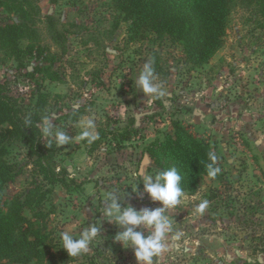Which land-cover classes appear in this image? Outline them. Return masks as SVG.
<instances>
[{"label": "rangeland", "instance_id": "rangeland-1", "mask_svg": "<svg viewBox=\"0 0 264 264\" xmlns=\"http://www.w3.org/2000/svg\"><path fill=\"white\" fill-rule=\"evenodd\" d=\"M18 2L2 3L0 25L19 24L23 57L11 58L0 41V82L21 115L37 107L41 121L49 117L73 138L70 145L51 143L53 168L66 184L43 183L47 243L59 264H91L92 257L96 264H136L133 251L114 241L122 229L103 220L99 200L125 190L124 203L136 210L159 206L130 187L139 182L134 173L163 169L150 152L173 135L175 122L216 145L225 176H203L194 194L184 192L167 211L173 230L153 264H264V0L233 8L222 46L201 66L167 35L131 40L129 22L112 0ZM149 60L163 96L146 97L135 83ZM85 120L104 133L97 142L78 139ZM8 151L16 176L6 197H23L36 178L34 158L21 140ZM97 220L99 242L68 257L60 233L78 236Z\"/></svg>", "mask_w": 264, "mask_h": 264}, {"label": "trees", "instance_id": "trees-1", "mask_svg": "<svg viewBox=\"0 0 264 264\" xmlns=\"http://www.w3.org/2000/svg\"><path fill=\"white\" fill-rule=\"evenodd\" d=\"M6 1L0 0V6ZM112 1L129 22L127 32L131 40H143L149 34L167 35L182 45L190 63L201 66L222 46L233 8L251 0ZM19 30V24L14 22L0 25V41L4 51L17 62H21L23 57ZM38 110L36 107L33 114L21 115L17 103L0 82V264H30L32 260L39 264H59L47 243L44 204L49 190L43 189V183L55 185L66 182L53 168L52 145L48 140L42 141ZM77 116L75 114L74 118ZM128 133L124 131L123 142L129 139ZM103 135V132L99 133V137ZM17 140L25 142L28 154L34 158L36 178L23 197L7 198L6 186L16 176L15 165L8 157V146ZM151 151L160 168L177 169L182 177L181 187L187 194L196 192L198 181L203 176L217 181L225 176L216 145L195 137L179 122L174 123L173 135L159 142V151ZM210 151L218 156L215 166L220 168V172L215 178L207 175L205 167L210 162ZM25 210H29L30 216L25 215ZM91 264H96L94 257Z\"/></svg>", "mask_w": 264, "mask_h": 264}, {"label": "clouds", "instance_id": "clouds-1", "mask_svg": "<svg viewBox=\"0 0 264 264\" xmlns=\"http://www.w3.org/2000/svg\"><path fill=\"white\" fill-rule=\"evenodd\" d=\"M156 74L151 60L143 63L135 83L139 91L144 96H163L161 85L156 83ZM30 123V121H28ZM41 137L46 138L51 144L53 141L58 146L70 145L73 139L64 130L56 129L49 117H43L39 125ZM82 131L79 140H87L89 144L99 139V133L95 131L92 120L81 122ZM206 164L207 175L215 178L220 172L216 167L218 156L214 152L208 153ZM134 177L139 182L134 183L130 188L132 193L142 198L144 194L153 202H159V206L153 209L141 208L134 209L124 203L126 195L119 191H107L102 193V207H99L103 220L115 224L122 229L114 236V241L119 242L122 248L133 251L136 264H153V258L160 254L164 249V241L168 233L173 230V220L166 214L169 209L175 208L184 198V190L181 187L182 177L175 167L156 170L151 173L141 170L134 173ZM143 185L142 190H138V185ZM91 191V189H90ZM207 207V201H202L198 205L197 211L203 212ZM101 221L84 227L77 235L68 231L60 233V243L68 257L76 258L89 252L91 246L99 242L101 236ZM142 228L145 231H138ZM151 230L148 232L147 230Z\"/></svg>", "mask_w": 264, "mask_h": 264}]
</instances>
